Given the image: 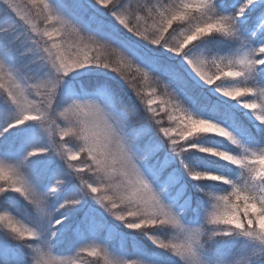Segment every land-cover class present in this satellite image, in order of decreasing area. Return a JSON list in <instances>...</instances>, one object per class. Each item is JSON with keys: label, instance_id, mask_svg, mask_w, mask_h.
<instances>
[{"label": "snow or ice", "instance_id": "snow-or-ice-1", "mask_svg": "<svg viewBox=\"0 0 264 264\" xmlns=\"http://www.w3.org/2000/svg\"><path fill=\"white\" fill-rule=\"evenodd\" d=\"M0 264H264V0H0Z\"/></svg>", "mask_w": 264, "mask_h": 264}]
</instances>
